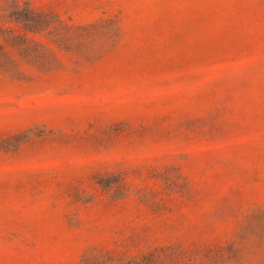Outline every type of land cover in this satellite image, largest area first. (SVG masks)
Returning a JSON list of instances; mask_svg holds the SVG:
<instances>
[{"label": "rangeland", "instance_id": "rangeland-1", "mask_svg": "<svg viewBox=\"0 0 264 264\" xmlns=\"http://www.w3.org/2000/svg\"><path fill=\"white\" fill-rule=\"evenodd\" d=\"M0 264H264V0H0Z\"/></svg>", "mask_w": 264, "mask_h": 264}]
</instances>
